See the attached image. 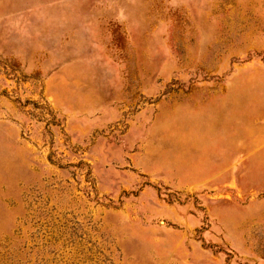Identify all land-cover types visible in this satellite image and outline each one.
Instances as JSON below:
<instances>
[{"label": "rangeland", "instance_id": "374dc122", "mask_svg": "<svg viewBox=\"0 0 264 264\" xmlns=\"http://www.w3.org/2000/svg\"><path fill=\"white\" fill-rule=\"evenodd\" d=\"M0 264H264V0H0Z\"/></svg>", "mask_w": 264, "mask_h": 264}]
</instances>
